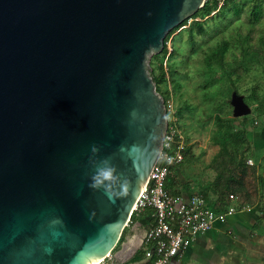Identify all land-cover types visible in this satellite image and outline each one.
I'll list each match as a JSON object with an SVG mask.
<instances>
[{
    "label": "water",
    "instance_id": "obj_1",
    "mask_svg": "<svg viewBox=\"0 0 264 264\" xmlns=\"http://www.w3.org/2000/svg\"><path fill=\"white\" fill-rule=\"evenodd\" d=\"M205 1L0 0V264L135 256L113 251L169 124L151 58ZM105 158L128 181L114 198L91 186Z\"/></svg>",
    "mask_w": 264,
    "mask_h": 264
},
{
    "label": "trees",
    "instance_id": "obj_2",
    "mask_svg": "<svg viewBox=\"0 0 264 264\" xmlns=\"http://www.w3.org/2000/svg\"><path fill=\"white\" fill-rule=\"evenodd\" d=\"M229 15H233L234 17L243 20V22L249 26V29H254L255 31L258 30L257 32L260 42L262 46H264V0H206L205 4L190 18L185 19L180 25L168 32L165 38L164 49L160 53L152 56V74L157 85V90L164 96L166 105H168L169 99L175 96V94L180 100L183 95L182 81L177 75L171 73L169 67L172 55L175 51H177V55H180L181 51L174 43L170 50L168 44L170 37L182 26L187 25V41L192 46L193 50L196 47V35L206 37L210 35V30L218 33L221 32L219 26L230 19ZM213 19H215L216 22L211 25V29L208 22ZM248 36L249 34L247 33V36L242 40H248ZM234 42L235 41H231L230 39L221 36L216 45L208 47L203 57V62L211 69L217 67L220 70L221 75H225L228 82L231 81L230 83L234 87V90L239 92L238 83L243 81L246 75L239 74L236 78H234V75L240 72L239 70L242 67V63L239 62L237 58H234L232 61L226 59V53L229 51L230 45ZM239 44L242 45V42ZM186 57L191 56L186 55ZM154 61L158 62V72H156ZM172 64L176 67L175 60ZM175 72L178 73L180 70L176 67ZM212 80L213 78H211L210 82H205L206 88ZM170 85L172 86V92L170 90ZM258 87V85L255 86L250 97L252 100L257 101V111L260 115L264 113V100L262 95L258 92ZM227 91H229V88H227ZM224 92L225 91H223V93ZM204 96L205 99L216 100L219 102L218 105L220 106V111L207 116L210 119L213 118L216 124L211 139L214 144L218 145V150L209 162V166L215 171V176L213 179L202 183L201 188L196 192L195 190L190 189L192 188L191 183L182 178L180 175L181 170L170 167L166 178V188L173 194L182 193V187L190 189L187 194L191 195L194 193H200L205 196L211 207L218 212L226 211L228 209L231 204V199L229 197L230 194H234L239 198L241 206L246 204L255 205L261 199V196L264 195V175L258 174L255 164L250 163L249 161V156L254 157L256 154L254 151L255 149L252 148L250 140L249 130L251 129H249V125L252 129H255L257 128L256 125L259 121L257 120L258 123L255 121L256 125H251L248 114L244 116H234L233 111L221 113L222 111H225L223 109L225 103L231 104L229 92L224 100H218L217 97L210 96V91L207 89L204 92ZM173 100L176 113L179 116L178 125L179 127H183L181 121L184 116V111L186 109L189 110L191 106L188 102L178 103L174 98ZM167 114L169 115L170 112L168 111ZM186 141L183 166L189 165L190 162L196 158L194 152L195 143L191 140L190 135L186 134ZM145 213L142 216H136L133 214L129 225H132L137 221L150 225V219L153 218V209L149 208ZM254 225H256V227L264 225V205L262 206V213L256 219ZM127 226L123 231L119 243L123 237L125 238L126 230L128 229ZM140 250H143V253H141ZM144 258L145 250L144 246H142L135 254L132 261H140Z\"/></svg>",
    "mask_w": 264,
    "mask_h": 264
},
{
    "label": "rangeland",
    "instance_id": "obj_3",
    "mask_svg": "<svg viewBox=\"0 0 264 264\" xmlns=\"http://www.w3.org/2000/svg\"><path fill=\"white\" fill-rule=\"evenodd\" d=\"M229 16V20L225 21V23H222L221 25L219 24V30L221 32L218 33L216 31L213 32V30H210V35L206 37L196 35V47L193 50L192 46L187 41V25H184L175 31L168 40V44H170L171 48L174 43L181 51L180 55H177V51H175L170 59L169 64L171 73L178 76V78L182 81L183 87L182 99L180 100L177 98L176 94L173 96V98L176 102L178 101V103L188 102V104L191 106L189 110L186 109L184 111V116L181 121V125L183 124V127H181L187 135L191 136V140L195 143L194 152L196 158L195 160H192L189 165H184L182 169H180V175L185 181L191 183L192 188L190 189L195 190L196 192L199 191L202 183L214 178L215 171L209 166V162L218 150V145L214 144L211 139L216 124L213 118L210 119L207 116L209 114L213 115L215 112L220 111V106L218 105L219 102L216 100L205 99V90H209L210 96H215L218 98V100H224L229 92L231 104L225 103L223 108L225 111H222L221 113L234 111L232 96L234 92L237 91L234 90V87L230 83L231 81L228 82L227 77L225 75L222 76L220 70L217 67H213L211 69L203 62V57L208 47L216 45L221 36L225 37L226 39H230L231 41H235L233 44H237L230 45L229 51L226 53V59L228 61H232L234 58H237L239 62L242 63V67L239 70L240 72L235 74L234 78H236L239 74L244 76L246 75L243 81L238 83L239 92L237 93L238 96H243L245 103L251 109L250 113H248L251 125H254L255 121H259L257 125L255 124L257 128L253 129V131L249 130L252 148L255 149L254 151L256 152L254 157H249L253 164H255L257 167V173L264 175V113L259 115L257 111V101L252 100L250 97L255 86L258 85V92L260 95H262L264 100V46H262L260 42L257 32L258 30L255 31L254 29H249V26L243 22V20L236 18L233 15ZM213 20L208 22L210 28L211 25L216 22L215 19ZM247 33L249 34V39L243 41L242 39L247 36ZM240 42H242V45L239 44ZM186 55L191 57H186ZM174 60L176 67L180 70L178 73L175 72L176 67L174 64H172ZM157 64L158 62L154 61L156 72L159 71ZM211 78H213V80L206 88L205 82H210ZM227 88H229V91H227ZM223 91L225 92L223 93ZM249 127L251 128L250 125ZM190 189L182 187L181 191L184 194H187L189 193ZM232 203H235L236 206L241 207V202L237 196L233 198ZM263 205L264 195L261 196V199L255 206L250 207V205L247 204V209L243 211H247L246 213L249 215L250 219L249 223H245L244 225H253L257 215L261 214V208ZM256 206L259 208L256 211H253L252 209ZM243 211L237 210L232 214L237 215L238 212ZM229 220L230 217L229 219L227 218L225 221H219L218 223H220V225H240L236 223L238 218L231 220L233 221L231 223L234 224H231ZM127 227L128 229L126 230V233L132 226L129 225ZM133 232V237L135 239H138L145 234L142 229H137V231L135 230ZM227 232L230 236H232L234 243V245L231 246V254L233 255L232 264H239L240 262L242 264H264V229L259 231L247 226L239 229L231 228L227 230ZM252 237L255 238V246L253 245L254 248H249L247 254V251L243 252L244 249L241 252L240 248L242 245H245L248 242L250 243V241L253 239ZM135 239L130 242V244L128 243L130 246H127L126 249L131 248L132 246L134 247L138 243V241ZM124 240L125 238L123 237L121 242L114 249L113 253L122 247ZM140 252L143 253V250H140ZM243 253H245V258L239 259ZM104 263L105 261H102L100 264Z\"/></svg>",
    "mask_w": 264,
    "mask_h": 264
},
{
    "label": "built area",
    "instance_id": "obj_4",
    "mask_svg": "<svg viewBox=\"0 0 264 264\" xmlns=\"http://www.w3.org/2000/svg\"><path fill=\"white\" fill-rule=\"evenodd\" d=\"M168 111L169 124L161 155L132 211V215L142 216L149 208L153 209V218L143 242L145 257L150 259L148 264H170L192 244L195 237L207 233L216 222L225 221L232 213L247 207V204L238 207L232 203L235 195L230 194L228 209L218 212L200 193L173 194L166 188L170 167L179 170L183 167L187 143L186 133L178 125L179 116L173 97L169 99Z\"/></svg>",
    "mask_w": 264,
    "mask_h": 264
},
{
    "label": "crops",
    "instance_id": "obj_5",
    "mask_svg": "<svg viewBox=\"0 0 264 264\" xmlns=\"http://www.w3.org/2000/svg\"><path fill=\"white\" fill-rule=\"evenodd\" d=\"M249 129L253 131L252 128H249ZM255 205H250V207L255 206ZM258 208L259 207L256 206L252 210L256 211ZM245 209H241L240 211H243ZM246 212L247 211H243V212H238L237 215H233V214L229 215L230 223L233 222L231 220L238 218L236 223L240 225H235L234 223H231L234 225H220V223L216 222L213 228L209 230L207 233L198 235L197 237H195L192 244L181 255L172 259L170 264H232L233 255L231 254V246H233L234 243H233L232 236L228 234L227 230L231 228L239 229V228H243L247 226H250V228L257 229L259 231H262V229H264V225H260L259 227H256V225H254L259 215H257L253 225H244L245 223H249V219H250L249 215ZM151 221L152 219H150V223ZM146 222H147V219H146ZM143 223L144 222L137 221L136 223L131 225L132 227L129 228L130 231L128 230V232L125 235V240H124L125 243H130L135 239L133 237V233H134L133 231L135 230L137 231V229H142V231L146 233V230H144L141 227ZM144 236L145 234L142 235L140 238L135 239L138 241V243L136 242L137 243L136 248L139 246L141 248L143 246ZM252 238L253 239L252 241H250V243L248 242L245 245H242V247L240 248L241 252L244 249L243 252L247 251L246 252L247 254L249 248H254L253 245L255 243V238L254 237ZM242 258H245V253L241 254V257H239V259H242ZM239 264H242V263L240 262Z\"/></svg>",
    "mask_w": 264,
    "mask_h": 264
},
{
    "label": "clouds",
    "instance_id": "obj_6",
    "mask_svg": "<svg viewBox=\"0 0 264 264\" xmlns=\"http://www.w3.org/2000/svg\"><path fill=\"white\" fill-rule=\"evenodd\" d=\"M97 150L96 146H93V151ZM127 184V178L122 179L116 166L107 158H105L102 164L96 166V171L93 173L91 182V186L93 187H103L110 198H114L118 194L116 191L117 187L126 190Z\"/></svg>",
    "mask_w": 264,
    "mask_h": 264
},
{
    "label": "flooded vegetation",
    "instance_id": "obj_7",
    "mask_svg": "<svg viewBox=\"0 0 264 264\" xmlns=\"http://www.w3.org/2000/svg\"><path fill=\"white\" fill-rule=\"evenodd\" d=\"M148 226H149L148 224L143 223V225H142L141 227H142L144 230H147ZM138 251H139V249L137 250V252H138ZM129 252H130V251H129ZM129 252H128L127 254H129ZM137 252H136V253H137ZM136 253H135V254H136ZM127 254L124 255V256L127 257ZM132 259H133V258H130V259H128L127 261H125V262H123V263H117V264H126V263H129V262H133ZM104 264H105V263H104Z\"/></svg>",
    "mask_w": 264,
    "mask_h": 264
},
{
    "label": "bare ground",
    "instance_id": "obj_8",
    "mask_svg": "<svg viewBox=\"0 0 264 264\" xmlns=\"http://www.w3.org/2000/svg\"><path fill=\"white\" fill-rule=\"evenodd\" d=\"M98 262V261H97ZM97 262H95L94 264H97Z\"/></svg>",
    "mask_w": 264,
    "mask_h": 264
}]
</instances>
